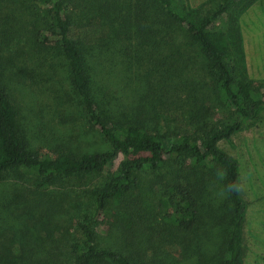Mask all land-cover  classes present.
I'll return each mask as SVG.
<instances>
[{
	"label": "trees",
	"instance_id": "16d2710c",
	"mask_svg": "<svg viewBox=\"0 0 264 264\" xmlns=\"http://www.w3.org/2000/svg\"><path fill=\"white\" fill-rule=\"evenodd\" d=\"M28 1L33 47L64 57L82 112L109 149L77 155L32 148L20 109L0 74V182L10 176L24 178L28 172L39 177L35 196L27 199L25 229L31 224L36 232L40 219L56 215L62 204L48 203L45 195L58 181L102 175L120 160L102 184L87 191L95 212L80 218L82 239L76 237L71 243L69 264H213V259L216 264H243L247 209L242 174L239 162L220 142L231 139L264 111V84L237 77L229 63L232 46L244 61L239 17L257 0H218L207 13L191 12L180 0ZM88 8L105 36L93 57L101 60L110 50L108 27L127 70L131 73L132 66L146 65L147 74H137L139 100L134 109L179 112L183 126L150 129L141 115L126 116L124 104L102 80V70L92 64L89 42L74 34L80 29L76 20L84 21ZM225 16L227 33L218 25ZM20 55L26 58L27 52ZM215 102L225 107L226 116L214 117ZM144 174L154 188L152 205L131 197ZM217 177L225 196L211 199L210 186ZM236 184L240 191H226ZM114 203L125 205L112 225L117 242L107 246L97 226ZM48 204L50 208L45 207ZM215 225L223 228L224 235L213 249H206L203 240ZM28 245V238L12 242L1 233L0 264H57L49 257L51 251L43 259L29 258Z\"/></svg>",
	"mask_w": 264,
	"mask_h": 264
},
{
	"label": "rangeland",
	"instance_id": "374dc122",
	"mask_svg": "<svg viewBox=\"0 0 264 264\" xmlns=\"http://www.w3.org/2000/svg\"><path fill=\"white\" fill-rule=\"evenodd\" d=\"M180 1L194 13H207L218 2V0ZM29 4L26 0H0V74L4 76L10 93L20 109L26 138L32 148L43 153L65 152L81 155L108 150L109 145L104 137L97 129L89 126L82 112L80 100L70 83V73L64 57L50 49L33 47L31 43L33 18ZM90 11H92L90 8L86 9L84 21L78 18L80 15L75 17L78 18L76 26L80 29H74V34L80 33L81 37L89 42V51L93 57L101 49L99 44L103 42L105 36H101V31L99 32L101 27L91 16ZM251 11H260L264 14V5H258ZM228 24V16L218 23L226 33ZM112 35L109 36L107 27V48L110 50H107V54L101 60L93 57L92 64L102 70V80H106L108 89L120 98V103L125 106L126 116L136 118L141 115L150 129H164L168 124L183 126L179 112L158 113L150 109L142 111L134 109L137 105L135 100H139L135 93L137 74L145 75L148 71L146 65L139 68L134 65L130 73L123 58L114 49L118 45L112 40ZM259 41L264 44V35L261 34ZM231 48L229 63L234 74L239 78L246 76L250 80L264 84V81L251 78L248 72L244 41V61L238 57L235 48L233 46ZM23 52H27L26 58L20 55ZM129 76L132 77V82L128 80ZM214 108L213 115L216 119L227 115L225 107L219 102ZM220 147L239 162L242 174V197L247 209L242 235L243 264H264V111L257 120L245 126L231 139L221 141ZM119 162L120 160L109 166L102 175L67 178L50 187L45 200L49 201L48 203L58 201L62 206L58 207L53 219H40L42 224L38 225L39 229L36 232L31 224L27 225L26 230L24 223L28 222L25 215L27 199L35 196V190L38 189V175L28 172L24 178L14 176L6 178L0 182V234L3 233V236L9 237L12 242L14 239L28 238L29 258L43 259L48 257V252L51 251L54 253L49 256L52 262L69 264L70 245L78 237L81 238L78 222L83 213L95 212L94 203L87 191L95 185L102 184L118 167ZM142 177L131 197L146 205H152L155 199L154 188L149 175L144 174ZM209 191L212 194L211 199H222L225 196L218 177L211 183ZM124 205L125 203L112 204L97 226L100 238L107 246H114L117 242V233L112 225L117 216L123 213ZM45 207L48 208L49 204ZM21 230L28 232L23 234ZM223 235L224 230L220 225L210 228L208 237L203 240L204 248L213 249V245ZM49 238L52 240L49 241ZM44 241H48L47 245ZM51 244H54L55 249L51 250ZM214 258L217 259V256ZM213 262L216 264L214 259Z\"/></svg>",
	"mask_w": 264,
	"mask_h": 264
},
{
	"label": "crops",
	"instance_id": "0c3cea01",
	"mask_svg": "<svg viewBox=\"0 0 264 264\" xmlns=\"http://www.w3.org/2000/svg\"><path fill=\"white\" fill-rule=\"evenodd\" d=\"M258 5H264V0H257L248 7L245 14L239 18V26L244 41L247 68L251 78L264 81V44L259 37L264 31V14L252 12Z\"/></svg>",
	"mask_w": 264,
	"mask_h": 264
},
{
	"label": "clouds",
	"instance_id": "9594fccd",
	"mask_svg": "<svg viewBox=\"0 0 264 264\" xmlns=\"http://www.w3.org/2000/svg\"><path fill=\"white\" fill-rule=\"evenodd\" d=\"M240 189H241V186L239 184H236V185L228 186L226 191L229 192V193L230 192H238V191H240Z\"/></svg>",
	"mask_w": 264,
	"mask_h": 264
}]
</instances>
